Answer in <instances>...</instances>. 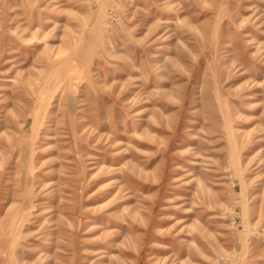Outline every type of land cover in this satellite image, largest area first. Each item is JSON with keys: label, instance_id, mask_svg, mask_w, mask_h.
Masks as SVG:
<instances>
[{"label": "rangeland", "instance_id": "rangeland-1", "mask_svg": "<svg viewBox=\"0 0 264 264\" xmlns=\"http://www.w3.org/2000/svg\"><path fill=\"white\" fill-rule=\"evenodd\" d=\"M0 264H264V0H0Z\"/></svg>", "mask_w": 264, "mask_h": 264}]
</instances>
